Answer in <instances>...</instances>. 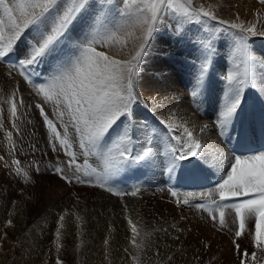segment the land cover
I'll return each mask as SVG.
<instances>
[{
	"label": "snow or ice",
	"instance_id": "6c2138e0",
	"mask_svg": "<svg viewBox=\"0 0 264 264\" xmlns=\"http://www.w3.org/2000/svg\"><path fill=\"white\" fill-rule=\"evenodd\" d=\"M211 8L204 4L197 7L194 0H0V61L16 54L20 74L33 83L35 94L40 98L41 103L35 107L49 130L48 143L54 152H64L69 158L67 167L73 169V176L69 177L63 168L54 166L55 175L69 184L87 183L101 188L122 201L125 195L137 197L141 189H121L118 185L122 181L115 178L129 171L156 167L171 176L177 170L188 168L194 160L205 158L207 153L197 132L203 134L207 124L199 129L189 127L187 121L169 112L166 117H155L154 127L142 125L143 135L137 136L134 106L143 104L148 108L138 91V81L144 60L150 54V42L159 34L165 20H174L177 30L184 22L217 21L240 33L234 37L236 71L225 77L228 87L216 120V128L221 133L227 132L243 110L244 87H256L249 67L253 58L244 33L255 35L258 29L255 24L245 27L219 20ZM25 36L30 40L20 48ZM202 46L211 51L210 41ZM41 65L46 66L44 73L32 81L27 69ZM207 67L206 57L196 73L195 88H203ZM9 103L10 114L15 118L17 101ZM46 104L52 106L53 118L45 111ZM3 127L0 120V129ZM12 128H16L15 123ZM12 136L11 131L6 132L14 151ZM77 152L84 158L83 168L78 163ZM90 157L95 158L96 167L89 165ZM228 159L221 179L211 189L189 192L183 199L171 188L168 191L176 198L178 207L188 206L189 198L202 201L192 206L206 213L218 230L232 232L231 218V223L238 225L232 241L234 253L238 264H245V258L256 261L257 251L242 249L236 242L238 238L251 234L253 247L264 253V150L249 149L246 153H234ZM0 160L4 157L0 156ZM12 164L17 166V175L23 172L28 176L19 167V160L14 159ZM81 172L95 176L97 183L82 179L77 174ZM127 212L125 204L124 218L131 231L129 245L135 254L128 247L123 251L132 264H141V253L152 233L138 228L139 222H134ZM67 214L65 211L58 216L54 241L57 253L62 247L61 229L65 227L63 221ZM76 219L82 217L76 216ZM249 222H253L254 232ZM12 223L8 220L7 226ZM114 230L110 225L109 232ZM103 244L108 260L109 239L105 238ZM80 246L77 245V250ZM172 259L168 257L169 261ZM55 264L64 262L57 256Z\"/></svg>",
	"mask_w": 264,
	"mask_h": 264
},
{
	"label": "rangeland",
	"instance_id": "374dc122",
	"mask_svg": "<svg viewBox=\"0 0 264 264\" xmlns=\"http://www.w3.org/2000/svg\"><path fill=\"white\" fill-rule=\"evenodd\" d=\"M194 2L197 7L200 4H204L206 7L212 5L213 7V4H210L211 1L209 0H194ZM220 7L212 11L215 12L219 20L230 22H232V18L236 17V15L240 16L242 13H245L249 16L251 13L257 11V18L252 22L258 29L257 34L244 33V35L247 36V47L253 58L249 61V64L253 65L255 71L253 67L250 70L253 73L255 72L254 78H261L258 80L259 86L264 87V76H261L262 70L259 67L256 71V67L260 64L259 62L264 60V35L259 34V32H264V3L261 0H220ZM244 19L247 21L246 16ZM245 20L241 22L236 21V23L243 24ZM249 25L247 23L244 24L245 27ZM238 35H240L238 30L231 29L228 25H220L217 21L207 20L202 24L184 22L179 30H177L176 22L172 19H166L159 34L153 36L150 42V54L144 60L141 74L143 73L142 75L148 79L147 81L144 79L138 81L140 85L138 89L143 94V99L147 101L148 106L151 105L153 107V96L155 93L167 94L169 91L170 94L172 89L176 90L179 96L181 94L190 95V97L196 95L192 93L197 88L188 79L189 77L194 78L193 76H196L199 69L197 64L202 61V54L199 57L200 52L202 53V45L210 41L211 52L221 58L227 59L223 60L219 58L224 65L222 69L215 73L213 83L216 85H210L211 90L213 89L212 94L214 93L216 97V109L220 107V96H224L225 88L228 86L225 77L234 72V69L230 70L228 63L236 56L234 37ZM29 40L30 37L25 36L22 39L23 43H20V48H23L24 44ZM173 47H176V50L165 51ZM166 57H169L166 60L167 63L163 62ZM45 67V65H41L38 68H41V70L44 68V72ZM9 68L11 67L0 64V120H2L4 125L0 129V156L4 157V160H0V264H55L57 256H59L64 264H77L75 263L76 260L80 261L78 264H97L93 263L97 258H100L99 260L105 259L106 249L103 244L105 238L109 239L107 252L111 258V264H118L122 259L124 263L130 264L126 262L130 257L123 251L125 247H128L129 252H133V249L129 245L131 233H129L127 220L124 218L123 206L127 205V215L134 222H137L141 218H147V225L153 226L154 220L152 216L154 213L150 215V209L145 207V204L157 193L156 196H159V200L167 206L166 212L163 211L162 213L164 216L161 225L164 228L168 227L167 220L170 218L185 220L179 224L178 230L179 232L187 233V237L182 240L186 244L180 249L177 248L178 252L172 254L173 259L169 261V264H177L182 257L181 251L183 248L188 250L190 247L199 248V251L203 249L206 257L205 262L208 261L214 249L210 245L211 239H214V237L201 241L198 236L200 232L198 230L199 227L196 230L193 229L192 236L194 238H189L188 231H191L196 220L209 222L208 229L213 231L214 229L217 231L218 228L213 227V223L209 220L206 213L190 206L182 205L178 207L175 203L176 198L172 197L168 189L161 183L163 177L160 178L162 180L159 183L156 178L152 177V180L145 184V187H139L141 191L145 192H142L141 198L143 202L141 203L137 201V198L133 200L129 199L128 201V195H125L121 201V198L113 196L98 187L89 186L87 183L80 184L73 182L69 184L55 175L53 167L59 166L64 169L67 176H73V169L67 167L69 158L62 151L54 152L48 143L50 133L47 126L38 116L35 104L41 101L36 96L34 87L26 85L23 79L18 82L13 81L11 76L13 77L14 74L19 77L21 76L17 74L15 69ZM16 83L18 85L14 86ZM158 85L160 86L156 88ZM13 93H15V96H13ZM13 100L17 101V114L15 118L10 114L9 102ZM20 101L22 103H19ZM169 106H171V103H169ZM44 107L45 111L53 118L52 106L46 104ZM134 108L138 109L140 119H146V121L152 119L154 116L156 117L158 113L168 114V107L160 110V112H157L154 108L149 111L143 104L134 106ZM211 122L215 124V121L211 120ZM13 123L16 125L15 129L12 128ZM7 131H11L13 134L12 143L15 145L14 151L12 150V144L6 139ZM14 159L20 161L19 167L28 173L27 177L23 175V172L19 175L16 174L15 169L17 166L12 164ZM80 159L78 158V162L81 163ZM6 164L8 165L7 167L5 166ZM94 164L93 160H89L91 167H94ZM37 167L39 171L36 170ZM158 171L163 172V169L156 167L155 172ZM77 174L80 176L84 175L82 172ZM84 177L86 178L87 176ZM152 185L159 186L153 188ZM92 189H98L97 193H93ZM101 191L103 196L113 199H104L100 196ZM102 199L103 202H101ZM65 211L68 214L65 215V220L63 221L65 227L61 229L60 243L62 247L60 252L57 253L54 246L55 231L58 227L57 220L58 216L64 214ZM144 214L149 215L150 219L149 216L145 217ZM76 216H80L82 219L77 220ZM189 217L194 220L192 222L187 220ZM21 219L23 220L24 227L21 230L22 235L18 233L19 236L15 237L17 239V243L15 244L17 249L14 250V243L12 241L14 238H11L13 233L10 232V226H7V221L13 220L15 223L19 222V226ZM110 225L115 229L112 232H109ZM252 225L253 222H249L251 231L254 232V226ZM229 228H232L233 231L229 232L227 229H224V231L226 232L228 241L233 245L232 241L236 225L234 226L231 223V218H229ZM155 229L157 228H152V230ZM77 233L80 234L79 237ZM176 237L173 238L178 241L180 238L176 239ZM81 242L83 243L80 244ZM236 242L240 245L246 242L252 244L251 234L238 238ZM77 245H82L79 250H77ZM241 247L242 249H247L244 246ZM221 248H223L222 245L218 248L220 252ZM253 248L252 250L259 251ZM176 259L178 260L176 261ZM237 260L238 258L235 256L233 261L237 262Z\"/></svg>",
	"mask_w": 264,
	"mask_h": 264
},
{
	"label": "bare ground",
	"instance_id": "6f19581e",
	"mask_svg": "<svg viewBox=\"0 0 264 264\" xmlns=\"http://www.w3.org/2000/svg\"><path fill=\"white\" fill-rule=\"evenodd\" d=\"M209 1H211L210 4H213V7L211 8V10L216 9V8H221L220 7V0H214V1L209 0ZM212 2H215V3H212ZM232 14L234 15V13H232ZM257 14H258L257 11H255L254 13H251L249 16H247V14H245V13H242L240 16H237V15H236V17L234 16L232 18V22H234V23H236V21L241 22V21L245 20L244 17L246 16L247 21L245 20L243 24L247 23V25H249V24H252V22H254V20H256ZM257 26H260V25H257ZM74 35H75V33H74ZM21 43H23V42L21 41ZM172 49L176 50V47L169 48L168 50H165V51H172ZM201 54H202V61H201V63L197 64L198 67H200L202 62L204 63L206 57L208 59L207 71L204 74V88L203 89H197V90L194 89L196 91V95L194 97L193 96L190 97V95L189 96L182 95L181 93H180L181 96H179V93H177V91L174 89L171 90L170 94L168 91L167 92L168 95L166 93H163V94L162 93H155L153 96V99H154V103H153L154 105H152L153 107H151V105H150L146 109L151 111L154 108L155 110H157V112H160V110L168 107V114L171 111L176 113V116L178 118L188 122L189 127H194L196 129H199L200 127H202L205 124L208 125L207 130L203 134H200L199 132H197V135L199 136L201 143L206 150L207 155L205 156V158L203 160H199V161L194 160L193 164L190 165V167L192 169L201 170L215 184L219 180V178L222 177L224 168L229 163L228 158H230L232 156L230 154V152L228 151L226 145H225V140H228V141L233 140L234 134L237 131V129L240 125V122L243 118V114L245 112L248 114V118H249L250 122L252 123L254 129L257 126V124H256L257 123L256 122L257 121L256 106L258 105L259 108L264 113V87L259 86L258 80H260L261 78H259V79L254 78L255 72L253 73V71H251L253 74V79H254V83L256 84V87L255 88L248 87V86L244 87V89H243V110L238 114V116H237L238 120H237V118L234 120L233 124L228 128L227 132L221 133L220 130L216 128L217 113H218V110L220 107H218L216 109V106H215L216 97H215L214 93L212 94L213 89L211 90L210 85L211 86L213 84L216 85L215 83H213L214 82L213 78L215 77L216 71L222 69L224 64L219 59L221 57L213 54V52H211V51H208V50L206 51V49L204 47H202V53L200 52L199 57H201ZM199 57H196V58H199ZM235 57L236 56H234V58L231 59V62L228 63V67L230 68V70L234 69V72L236 71ZM167 59H169V57L168 58L166 57L163 62L167 63V61H166ZM221 59L227 60L226 58H221ZM259 63L260 64H258V66L256 67V71L260 67V70H262L261 76H264V60H261ZM249 67L252 68L253 65L249 64ZM11 68H13V67H11ZM11 68H9V69H11ZM13 69H17V68L15 67ZM30 69L33 70L38 75L43 73V70H41V69L39 70V69L35 68L34 66ZM242 70L243 69L241 68V71ZM253 70H254V67H253ZM142 74L140 75L139 80L144 79L145 81H147L148 78ZM21 77L17 76L16 74H14L13 77L11 76L12 80L17 81V82L20 80L22 81L23 78H21ZM193 77L194 78L189 77L188 80L191 83H194V85H195V76H193ZM17 85H18V83H16L14 86H17ZM26 85H32V84L27 82ZM32 86H34V85H32ZM159 86L160 85L156 86V88H158ZM138 91H139V89H138ZM139 93H140V91H139ZM140 95L143 97L142 93H140ZM222 98H223V96H220V101L222 100ZM169 103H171V106H169ZM134 109H135L134 110V123H135L136 130H137L136 135L141 136V135H143V133L141 131L142 125L147 124L149 127L156 126L155 125V119H154L155 116L152 117V119H150L148 121H146V119L141 120L138 109H136V108H134ZM168 114L165 115L162 113H158V115L156 117H158V116L159 117H166ZM50 118H51V116H50ZM211 120L215 121V124H213L211 122ZM78 153L79 152H77V157H80V154H78ZM89 159L93 160L95 163L94 157H90ZM81 166L83 168V165H81ZM96 166L97 165L95 163V167ZM155 169L156 168L139 171V173L141 175L140 180L138 182H135V184L133 186L127 185L126 187H123V189H134L135 187H145V184H147L150 180H152L151 179L152 177L156 178L157 181L159 182L160 178L162 176L170 178L173 175L172 174L171 176H169V174L164 170H163V172L162 171L155 172ZM84 176H87V177L85 178ZM81 178H84L87 181H91L92 184L97 183L96 177L92 176V175H81ZM59 184H61V182H59ZM50 189H49V191H50ZM92 190H93L92 191L93 193H97V191H98V189H92ZM207 190H209V189L202 190V191H207ZM142 192L145 193L144 191H140V193L138 194L137 197L128 196V201H129V199L133 200V199L137 198V201H140L142 203L143 202L142 201L143 199L141 198L142 197L141 195L143 194ZM199 192H201V191H199ZM93 193H91V194H93ZM151 193H152V191H151ZM187 193H189V192H184V191L179 190L178 196H179V198L183 199V198H185ZM193 193H198V192H193ZM100 194H101L100 196H102L104 199H107V200L113 199V198H111V199L106 198L105 196H103L102 191L100 192ZM154 194H156V193L154 192ZM156 195H154L152 197V199L147 201L145 204V207L150 209L149 214L153 215V213H154V215L152 216V218L154 220V222L152 224H154V225L153 226L147 225V223H148L147 218H141L137 221V222H139L137 224L138 228L142 227L143 230H146V231H149L152 233V235L150 236V239L148 238L149 240H147V247L141 253V264H169L168 257L169 256L173 257L172 254L178 252L177 248L180 249L186 244L185 241H182V240L187 237V233L186 232L182 233V232H179V230H178L179 224H181L185 220H177V219L170 218L167 220L168 227L164 228L161 225L162 224V218L164 216V214L162 215V213H163V211L166 212L165 209H167V206H165V204H163L162 201L159 200V196H156ZM96 198H97V196H96ZM189 199H190V201L193 200L192 198H189ZM101 202H103V199ZM141 203H140V205H141ZM156 207H157V209H155ZM191 207L195 208L193 206H191ZM141 208H143V207H141ZM167 213H169V212L167 211ZM144 216L147 217L149 215L144 214ZM157 218H159V219H157ZM149 219H150V216H149ZM187 220H190L192 222L194 219L189 217ZM12 222H13V220H12ZM186 223H188V222H186ZM18 224H19V222H16V223L13 222L12 225L9 227V230H11L10 232L13 233L12 234L13 236L11 238H14L12 240L14 243V246H13L14 250L17 249L15 246V244L17 243L16 238L19 235H22L21 230H23V227H24L23 220L22 219L20 220L19 226H18ZM201 225H203V226H201ZM208 225H210L209 222L208 223L202 222V221L200 222L199 220H196L193 224L191 231H188V233L190 235L189 238H194V236H192L193 229L196 230L199 227L198 230L200 232H199L198 236H199V239L201 241L209 240V239H211L210 237H214V239H211V243H210L211 247L214 248L213 252H211L212 256H209L208 261L205 262L206 257H205V253H204L205 251L203 249H201L199 251V248H196V247H190V248H188V250L183 248V250L181 251L182 257L179 259V262L177 264H192L193 262H194V264H211V262H213V261H214L213 264H238V260H237V262L233 261V258L236 256V254L234 253L233 245H231L230 241H228V239H227L226 232L224 230H222V231L217 230L216 231L215 229L213 231L211 229H208L209 228ZM152 228H157L158 230L157 229L152 230ZM129 231H130V229H129ZM18 233H20V234L18 235ZM129 233H131V231ZM176 236H178L180 238L178 241L175 240V238H173ZM77 240H80V239H77ZM82 243L83 242H81L80 244H82ZM221 245L223 246V248L220 249L222 253L218 249ZM251 245L252 244H250V242H246L245 244L243 243L241 246L246 247L249 252L255 251V250H252L253 246H251ZM191 249H192V252H191ZM132 254H135L134 250H133ZM190 258H191V260H190ZM99 259L100 258H97V260L93 261V263L104 264V263H109V260L111 261L110 257L108 260H106V259L99 260ZM177 260L178 259H176V261ZM126 262L132 264L131 259L126 260ZM75 263L78 264V263H80V261L76 260ZM118 264H126V263H124L123 259H122L120 261V263H118ZM170 264H172V263H170ZM245 264H264V253H260L259 251H257L256 261H250L249 258H245Z\"/></svg>",
	"mask_w": 264,
	"mask_h": 264
}]
</instances>
